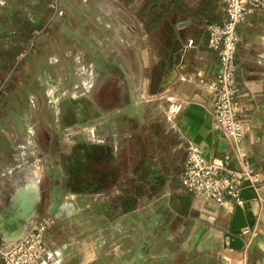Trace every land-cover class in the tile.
Returning <instances> with one entry per match:
<instances>
[{"label":"crops","instance_id":"0c3cea01","mask_svg":"<svg viewBox=\"0 0 264 264\" xmlns=\"http://www.w3.org/2000/svg\"><path fill=\"white\" fill-rule=\"evenodd\" d=\"M148 1H62L64 15L51 25L55 59L36 39L34 54L21 62L25 74L17 82L35 89L44 80L30 70L34 55L44 57L46 68L56 64L67 73L51 82L72 91L68 102L84 114L77 122L75 110L68 112L70 133L83 132L85 148L102 157L78 188L65 161L45 165L41 159L54 145L52 132L39 125L13 138L11 113L0 111V247L36 219H50L46 264H264V0L237 27L240 116L248 162L259 179L257 186L243 183L241 206L193 197L179 181L189 144L205 161L229 156V167L239 169L230 140L211 117L207 88L218 65L207 47V28L222 21L223 3L167 0L163 26L149 32ZM40 5L43 0H0V52L16 61L30 32L43 24L42 17L35 23L25 13ZM8 26L18 34L12 43ZM87 73L93 76L88 82ZM6 103L0 95V106ZM59 169L63 182L55 177ZM128 186L133 196L136 187L144 195L134 196L135 208L124 212L120 200ZM29 207L25 221L20 216Z\"/></svg>","mask_w":264,"mask_h":264},{"label":"built area","instance_id":"2783aa9c","mask_svg":"<svg viewBox=\"0 0 264 264\" xmlns=\"http://www.w3.org/2000/svg\"><path fill=\"white\" fill-rule=\"evenodd\" d=\"M221 1L222 21L207 28V47L218 56L217 69L207 88L213 97L211 117L230 140L231 153L239 169L229 167V156L207 162L201 149L189 144L179 181L182 191L193 197L209 199L218 205H223L228 199L241 206L244 202L241 195L243 183L249 180L257 186L259 179L248 162L249 148L244 143L245 123L240 116L241 88L236 82L237 27L261 6V0ZM52 7L55 15L62 14L58 0L53 1ZM50 224V219H36L19 239L10 246L0 247V260L4 264H46L44 255L48 257L50 253L45 233Z\"/></svg>","mask_w":264,"mask_h":264},{"label":"rangeland","instance_id":"374dc122","mask_svg":"<svg viewBox=\"0 0 264 264\" xmlns=\"http://www.w3.org/2000/svg\"><path fill=\"white\" fill-rule=\"evenodd\" d=\"M53 1L54 0H43L42 6L40 5L37 8L31 9L28 7L27 13H25L28 20L38 23L37 21H40L39 19L42 17L43 24L39 25L36 30H32L30 32V40L27 41L25 49L15 61L17 64L16 70L14 72L16 78L12 80V82H8L6 84L7 86L4 91H0V95L7 97V103L6 105L0 106V111L3 112L5 109V111L11 113L10 121L13 138L19 139V133H21V130L24 129L23 131L25 133L26 131H30V129H33L35 126L39 125L40 127L44 126L45 129L47 128L50 132H52L54 145L49 151H43V157H41V159L44 160L45 165H47L49 160H57L60 164L62 160L69 157L71 150L75 145H87L89 143L86 141V137L84 136L83 132L77 135H71L70 129H72V127L68 128L69 123L66 116L70 117L67 115L69 111L73 112L75 110L77 122H83L84 119L82 116L84 114L79 113L78 111V105L75 104V102H68V94L72 91L68 92V89L62 87H52V78L55 80L62 76L66 78L65 74L67 73H64L59 69L61 66H56L55 64L54 67L49 65V67L46 68L43 66L44 64L42 63L41 59H39L44 57H36V55H34L29 63V67L30 70H32L33 75H36L38 79L44 80L42 82L44 83L43 86L35 89L32 88L27 82H17L18 80L24 78L23 75L25 72L23 69L25 68L21 62L23 59L29 57L30 53L34 54L32 51L36 46V39H38V45L42 44L46 51H49V54L47 55L49 60H53V58L55 59V57L51 54L53 45H55V43L53 44V41L51 40V25L55 19L64 15V10L61 3L65 0H58L59 8L62 12L61 15H55V10L52 7ZM15 28V26H8L6 30L8 36L11 39L10 43L13 42V37L18 35ZM68 74L71 75V73ZM83 78L88 82L91 80V78H93V76L91 77L90 73H87L85 76H83ZM79 80L80 78L76 76L75 81L78 82ZM76 91L78 92L82 90L78 88ZM90 91L91 90H89V92L86 94L90 93ZM62 112L63 115L61 116ZM57 113H59L58 116ZM98 122L99 121L96 123ZM79 126H82V123ZM21 154L22 153H17V156L19 157ZM28 154L30 155V153ZM28 158L31 157L29 156ZM64 174L65 173H62V171L59 169V172H57L55 177L61 179L63 182L62 176Z\"/></svg>","mask_w":264,"mask_h":264},{"label":"trees","instance_id":"16d2710c","mask_svg":"<svg viewBox=\"0 0 264 264\" xmlns=\"http://www.w3.org/2000/svg\"><path fill=\"white\" fill-rule=\"evenodd\" d=\"M145 17L149 20L147 30L158 31L164 24L167 18V0H149L143 9ZM16 62L13 54L9 52H0V91H4L6 84L12 82L16 78L15 75ZM96 109L99 108V104H95ZM144 191L140 187L135 189V197H142ZM132 194V188L128 186L123 189V198L120 200L121 207L124 212L131 211L136 206V199ZM0 264H4L0 260Z\"/></svg>","mask_w":264,"mask_h":264},{"label":"flooded vegetation","instance_id":"af4514ba","mask_svg":"<svg viewBox=\"0 0 264 264\" xmlns=\"http://www.w3.org/2000/svg\"><path fill=\"white\" fill-rule=\"evenodd\" d=\"M101 157L99 150L93 152L90 151L89 148H85L83 144H78L76 150H74L67 159L63 160L69 165L67 171L69 172L70 182L73 183L72 185L78 188L83 187L90 169H93V165L99 163ZM94 172L98 174L99 169Z\"/></svg>","mask_w":264,"mask_h":264},{"label":"bare ground","instance_id":"6f19581e","mask_svg":"<svg viewBox=\"0 0 264 264\" xmlns=\"http://www.w3.org/2000/svg\"><path fill=\"white\" fill-rule=\"evenodd\" d=\"M34 184V182H32ZM32 187H34L33 185H27L26 187H24L20 192H19V195L20 197H22L24 195V193H26L27 191H31L32 190ZM29 195V194H28ZM32 199V198H31ZM21 206V205H20ZM17 240V239H16ZM87 256V255H85Z\"/></svg>","mask_w":264,"mask_h":264},{"label":"water","instance_id":"95a60500","mask_svg":"<svg viewBox=\"0 0 264 264\" xmlns=\"http://www.w3.org/2000/svg\"><path fill=\"white\" fill-rule=\"evenodd\" d=\"M30 210V207L28 208V210H27V212H25L24 213V215H22V216H20V217H22V219H24L25 221H27V219L29 218V211Z\"/></svg>","mask_w":264,"mask_h":264}]
</instances>
